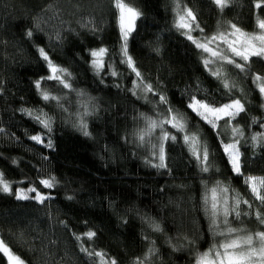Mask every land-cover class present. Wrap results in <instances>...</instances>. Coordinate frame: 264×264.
<instances>
[{"label":"trees","instance_id":"16d2710c","mask_svg":"<svg viewBox=\"0 0 264 264\" xmlns=\"http://www.w3.org/2000/svg\"><path fill=\"white\" fill-rule=\"evenodd\" d=\"M182 4L193 10L208 35L217 30L218 22L222 30L226 29L228 21L251 32L255 17L264 18V0H235L223 13L210 0H182ZM131 6L142 16L136 20V30L129 39V53L145 80L166 95L173 107L186 112L190 127L196 125L191 130L199 128L212 151L214 170L199 172L180 134L177 143L165 144L170 173L145 163L146 157L151 158L150 151L137 147L133 136L145 126L140 113L155 118L156 111L163 112L165 106L159 105L154 111L158 96L148 93L152 102L148 103L132 95L129 90L136 77L119 63V57L113 61L119 76H111L106 67L97 77L87 63V49L103 46L110 53L118 51V13L112 0H0V41L6 42L0 43V173L12 182L13 190L26 188L48 175L59 180L53 189H43L36 183L41 191L51 194L43 205L0 193V238L28 264H91L72 236L73 232L81 234L90 229L97 235L91 242L85 239V246L107 252L120 264H132L144 255L149 246L146 236L158 249L152 264H195L196 253L206 251L214 242L202 210V180L209 181V186L223 181L244 199H252L243 177L231 171L219 144L225 138L224 128L213 130L186 108V90L197 82L221 103L227 102V97L226 90L205 70L199 50L173 27L174 0H132ZM88 21L98 31L83 27ZM36 23L42 30L36 29ZM29 29L33 30L30 39L25 35ZM57 32L62 39L57 40ZM37 45L45 47L55 63L72 73L73 88L87 94L80 97L47 81L53 94H66L63 103L67 112L56 108L55 102L46 104L36 94L32 81L48 75ZM226 71L250 102L247 114L242 113L233 123L243 126L246 136L264 131L250 119L264 117V109L259 107L262 98L252 82L254 75L264 76V61L253 57L247 76L231 65ZM87 97L94 98L89 106L95 105L94 114L87 117L91 137L73 127ZM22 107L43 108L53 117L52 131L46 133L19 111ZM220 123L223 125V121ZM169 131L175 129L169 127ZM216 131L222 135L218 137ZM36 134L44 135L45 142L50 138L54 148L29 139ZM240 151L244 174L264 176V147L253 149L241 141ZM241 210H246L245 206ZM145 216L159 223L163 231L153 232L142 219ZM243 219L248 229H257L254 217ZM60 221H65L67 227ZM233 226L238 223L233 221ZM172 245L179 250L174 251ZM0 264H6L1 252Z\"/></svg>","mask_w":264,"mask_h":264},{"label":"snow or ice","instance_id":"6c2138e0","mask_svg":"<svg viewBox=\"0 0 264 264\" xmlns=\"http://www.w3.org/2000/svg\"><path fill=\"white\" fill-rule=\"evenodd\" d=\"M131 2L132 0H128V2L112 0L118 13L117 23L120 33L118 51L110 53L109 49L103 46L87 49L89 55L87 63L97 77L101 76L106 67L110 70L111 76H119L120 73L113 63L115 58L119 57V63L126 65L136 77L132 82L133 88L129 90L132 95L143 98L148 103H152L148 100V93L158 96L154 111L159 105L165 106L163 112L156 111L155 118L140 113V117L145 121V126L133 133L136 146L147 147L150 151L151 158H145L146 164L157 169H168L170 173L165 144L167 142L177 143V134H180V140L187 148L192 160L195 161L199 172L209 173L214 170L211 163L212 151L207 141L202 139L199 128L196 131L191 130V128H196V125L190 127L186 112L173 107L166 95L157 92L153 85L145 80L136 61L129 53V39L136 30V20L142 16L137 8L131 6ZM210 2L220 13H223L235 0H210ZM174 4L173 27L199 50L201 63L205 70L219 82L222 89L226 90L224 95L227 97V102L221 103L197 82L194 88L186 90L188 101L186 108L191 110L199 118V121L209 125L213 130L224 128L225 138L220 139L219 144L227 156L231 171L236 176L243 177L244 184L252 197L251 200L244 199L230 184L223 181L217 180L209 186V181L202 180L204 186L201 196L202 210L209 220V230L214 242L206 251L196 253L195 264H264V176L244 174L243 153L240 151L241 141L246 145L250 144L253 149L264 147V131L253 132L250 136H246L244 127L239 123H233L242 113L247 114L246 105L250 102L246 98L244 89L238 88L237 84L228 78L226 71V66L231 65L247 76L253 57L264 61V18L259 15L255 17L254 28L251 32L228 21L226 29L222 30V26L218 22L217 30L208 35L200 26L197 16L191 8L183 5L182 0H174ZM260 6V3L256 4L257 8ZM51 7L49 5V9ZM83 27L93 33L98 31L91 21L86 22ZM36 29L42 30L39 23H36ZM194 32H199L200 35L195 36ZM25 35L30 39L33 36V30H27ZM56 38L57 40L62 39L59 32L56 33ZM0 43L6 42L0 41ZM36 51L48 70V75L40 76L32 81L37 96L46 104L55 102L56 108L67 112L68 109L64 107L63 103L67 98L66 94H53L46 84L47 81H54L61 89L76 92L80 97H86L87 94L83 90L73 88L72 73L67 68L55 63L45 47L37 45ZM252 82L258 88L262 101H264V76L254 75ZM101 83H103L102 79ZM114 86L120 87L119 85ZM2 92L3 85L0 83V93ZM92 99L94 98L87 97L82 101L83 111L76 113L77 119L73 122V127L86 137L92 136L87 122V117L95 112V105L89 106V101ZM259 107L264 109V102ZM19 111L31 117L46 130V133L52 131L53 117L43 108L22 107ZM250 119L253 124H259L261 128H264V117L252 116ZM221 121H223V125H221ZM169 127L175 129V132L169 131ZM157 130L159 131L158 135H156ZM2 132L3 130L0 129V133ZM216 135L220 137L222 133L216 131ZM153 137L155 142H153ZM29 139L46 148H54L52 140L48 138L45 142V136L42 134L31 135ZM37 182L43 189H53L59 184V180L53 175L38 178ZM37 182H30L26 188L17 187L13 190L12 182L6 180L3 173H0V193L12 195L17 200H32L43 205L51 199V194L36 187ZM66 198L73 199L72 196ZM242 205L246 210H241ZM244 217H254L258 225L257 229L252 230L244 226ZM142 219L153 232L163 231L160 224L151 217L145 216ZM233 221H236L238 226H233ZM60 223L67 227L65 221H60ZM96 235V231L91 229L81 234L72 233L77 241L79 251L89 258L91 264H120L115 257L110 256L107 252L85 246L84 240L87 239L91 242ZM217 237H219L218 240H216ZM144 239L148 241L149 246L144 255L136 257L132 264H152L153 258L158 255V249L154 246L155 242L149 241L147 236ZM50 243L55 242L50 241ZM189 243H193V241H189ZM172 247L174 251L179 250L174 245ZM0 252L8 257V264H28L19 255L14 254L3 240H0Z\"/></svg>","mask_w":264,"mask_h":264},{"label":"rangeland","instance_id":"374dc122","mask_svg":"<svg viewBox=\"0 0 264 264\" xmlns=\"http://www.w3.org/2000/svg\"><path fill=\"white\" fill-rule=\"evenodd\" d=\"M238 59V58H237ZM264 102V101H263ZM0 240H1V238H0ZM2 253V252H1ZM3 255H4V257H5V259H6V264H8V257L4 254V253H2Z\"/></svg>","mask_w":264,"mask_h":264}]
</instances>
